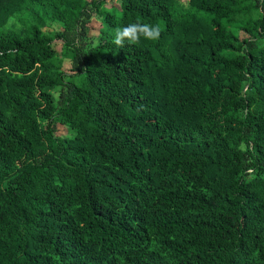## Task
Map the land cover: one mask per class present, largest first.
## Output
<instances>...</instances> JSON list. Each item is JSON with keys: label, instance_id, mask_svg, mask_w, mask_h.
Here are the masks:
<instances>
[{"label": "trees", "instance_id": "1", "mask_svg": "<svg viewBox=\"0 0 264 264\" xmlns=\"http://www.w3.org/2000/svg\"><path fill=\"white\" fill-rule=\"evenodd\" d=\"M187 1L0 0V264H264V0Z\"/></svg>", "mask_w": 264, "mask_h": 264}, {"label": "clouds", "instance_id": "2", "mask_svg": "<svg viewBox=\"0 0 264 264\" xmlns=\"http://www.w3.org/2000/svg\"><path fill=\"white\" fill-rule=\"evenodd\" d=\"M160 30L158 26L149 24L132 23L127 27L117 28L113 43L119 47L124 46V42L137 43L141 37L146 40L155 41L159 38Z\"/></svg>", "mask_w": 264, "mask_h": 264}, {"label": "rangeland", "instance_id": "3", "mask_svg": "<svg viewBox=\"0 0 264 264\" xmlns=\"http://www.w3.org/2000/svg\"><path fill=\"white\" fill-rule=\"evenodd\" d=\"M182 1V3L184 4V5H187L188 4V1L187 0H181ZM112 3H110L108 6H109V8H112ZM94 25H95V27H93L94 28V31H98V27H99V24H98V22H97V20H94ZM54 47H55V50L56 51H58V52H60L61 50H62V47H61V43L60 42H57L55 45H54ZM69 64L67 63L66 64V67H68V69H69V66H68ZM67 132H66V129L65 128H63V127H61L60 129H59V134L60 135H65Z\"/></svg>", "mask_w": 264, "mask_h": 264}]
</instances>
